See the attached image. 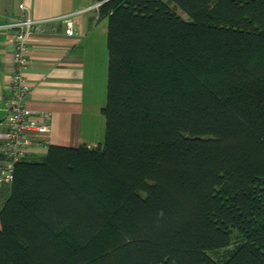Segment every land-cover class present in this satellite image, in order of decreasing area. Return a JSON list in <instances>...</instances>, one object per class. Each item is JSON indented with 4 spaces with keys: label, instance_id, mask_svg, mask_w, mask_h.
<instances>
[{
    "label": "trees",
    "instance_id": "obj_1",
    "mask_svg": "<svg viewBox=\"0 0 264 264\" xmlns=\"http://www.w3.org/2000/svg\"><path fill=\"white\" fill-rule=\"evenodd\" d=\"M91 1L103 142L15 165L0 264H264V0Z\"/></svg>",
    "mask_w": 264,
    "mask_h": 264
},
{
    "label": "crops",
    "instance_id": "obj_2",
    "mask_svg": "<svg viewBox=\"0 0 264 264\" xmlns=\"http://www.w3.org/2000/svg\"><path fill=\"white\" fill-rule=\"evenodd\" d=\"M23 2L29 16L47 20L44 32L29 40L30 66L24 70L31 117L45 118L44 136L28 134L27 159L45 155L49 146L88 148L103 142L106 103L107 20L98 19L99 4L91 0H0V25L20 15ZM74 24V35L64 34L63 19ZM8 32L0 30V120L12 73ZM2 160H0V167ZM10 194V184H0V210Z\"/></svg>",
    "mask_w": 264,
    "mask_h": 264
},
{
    "label": "built area",
    "instance_id": "obj_3",
    "mask_svg": "<svg viewBox=\"0 0 264 264\" xmlns=\"http://www.w3.org/2000/svg\"><path fill=\"white\" fill-rule=\"evenodd\" d=\"M20 15L8 23L0 25V30L8 32L7 44L11 48L12 73L7 96L3 107V118L0 120V183L10 184L15 165L26 158L30 143L28 134L44 136L49 131L45 118L36 120L25 107L27 87L24 70L30 66L29 40L44 32L43 24L47 20H36L29 16L23 2L17 5ZM65 24L64 34L74 35V24L68 18H61Z\"/></svg>",
    "mask_w": 264,
    "mask_h": 264
},
{
    "label": "rangeland",
    "instance_id": "obj_4",
    "mask_svg": "<svg viewBox=\"0 0 264 264\" xmlns=\"http://www.w3.org/2000/svg\"><path fill=\"white\" fill-rule=\"evenodd\" d=\"M163 1H165V0H163ZM205 2L207 3L208 6H212V5L214 4V0H205ZM170 7H171V6H170ZM174 11H175V13H176L179 17H181L183 20H186V19H187V16H186L183 12H181L180 10H178V9H174ZM0 184H4V183H0ZM231 249H232L231 247L228 248V251L231 250ZM228 251H225V252L220 251V252H218V253H215L214 256H215L218 260L221 261L223 258L226 257V253H228Z\"/></svg>",
    "mask_w": 264,
    "mask_h": 264
}]
</instances>
